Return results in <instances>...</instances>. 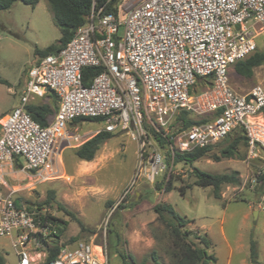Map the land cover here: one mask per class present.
Instances as JSON below:
<instances>
[{
    "label": "built area",
    "instance_id": "obj_1",
    "mask_svg": "<svg viewBox=\"0 0 264 264\" xmlns=\"http://www.w3.org/2000/svg\"><path fill=\"white\" fill-rule=\"evenodd\" d=\"M112 1L92 0L71 41L28 69L19 104L0 120V164L16 160L24 172L46 168L68 125L92 118L101 120L102 131L137 141L152 183L166 169V158L173 163L177 152L205 148L237 129L247 138L248 164L261 160L254 178L264 174V87L240 93L229 77L230 68L258 48L264 0H141L132 7L119 0L116 11L106 10ZM88 68L99 73L86 85ZM199 79L205 88L192 91ZM48 92L56 95L58 109L42 126L27 106ZM182 110L206 121L179 128ZM59 227L0 183V239L10 241L15 264H110L106 226L97 239L59 244L55 259L47 261Z\"/></svg>",
    "mask_w": 264,
    "mask_h": 264
},
{
    "label": "rangeland",
    "instance_id": "obj_2",
    "mask_svg": "<svg viewBox=\"0 0 264 264\" xmlns=\"http://www.w3.org/2000/svg\"><path fill=\"white\" fill-rule=\"evenodd\" d=\"M139 1L127 0L125 6L132 7ZM60 38L47 0H40L35 7L17 1L10 9L0 10V79L6 81L0 83V120L19 104L27 71L39 57L36 51L57 44ZM256 42L257 51L264 53V31ZM229 77L240 93L257 84L264 87V64L255 69L251 78L239 76L232 66ZM200 86L198 82L194 90ZM101 126L89 121L70 123L54 149L51 162L39 171L24 172L16 160L0 164V183L4 189L13 190L19 201L62 223L64 233L52 241V246L54 242L70 243L72 238L97 239L106 226L110 264H123L113 247L117 235L121 238L118 249L134 259L132 264H173L171 238L153 211L156 204L165 202L192 220L189 229L210 237L213 243L210 252L217 258L214 264H250L252 240L256 242L259 262L264 264V183L254 178L261 160L248 164L244 147H240L238 159L222 158L220 150L224 142H220L211 146L208 155L193 166L172 163L166 158V169L152 183L145 178L147 168L141 164L137 141L126 133L114 134L92 161L80 160L75 155L76 148L102 131ZM158 146L165 156L167 146ZM215 156L220 160H214ZM193 167L212 174L238 171L241 184L222 187L221 199L217 200L211 187L194 185ZM168 181L173 189L166 193ZM158 184L162 189H157ZM181 187L187 188L184 196ZM74 218L85 229L81 230ZM0 255L4 264L16 263V253L7 239H0Z\"/></svg>",
    "mask_w": 264,
    "mask_h": 264
},
{
    "label": "trees",
    "instance_id": "obj_3",
    "mask_svg": "<svg viewBox=\"0 0 264 264\" xmlns=\"http://www.w3.org/2000/svg\"><path fill=\"white\" fill-rule=\"evenodd\" d=\"M21 1L24 4L31 5L35 7L40 0H0V10L10 9L15 2ZM119 0H113L108 5H106V10L116 11L115 6ZM49 8L53 14L54 22L61 32V38L59 42L55 45L48 47L43 51H36L39 56H46L48 54L56 53L64 48L73 38L76 30L83 26L86 22V18L91 13L92 10V0H47ZM105 0H99V5L104 4ZM264 64V53L258 52L257 50L247 57L246 59L237 62L234 66L235 72L244 78H251L254 75L256 68ZM84 83L87 85L89 83L90 76L99 73L98 69L88 68ZM201 82L199 89L205 88V81L199 79ZM197 82V83H198ZM231 82V81H230ZM0 83H6V81L0 79ZM196 83V84H197ZM232 84V83H231ZM196 86V85H195ZM192 91H195L194 88ZM41 102H32L27 106V110L30 112L32 118L40 123L42 126H46L55 116L58 109V99L56 95L52 92L40 99ZM81 121H89L100 123V119H77L74 123ZM206 119H198L191 115L187 111H180L177 118V125L179 128H187L193 124H198L205 122ZM156 136V134L154 133ZM114 134L101 131L96 134L93 138L85 142L83 145L75 149V155L84 161H92L95 158L96 153L101 148V146L109 139L113 138ZM158 139V137L156 136ZM161 146H167V142L163 139L158 140ZM224 142L223 147L220 150V157L225 159H238L241 156L240 147H244L247 153V138L242 129H237L235 132L230 134L227 138L220 141ZM218 142V143H220ZM217 144V143H215ZM205 148L195 149L190 152H177L175 154V161L182 162L187 165L193 166L195 162L201 158L208 155L211 150V146ZM214 160L219 161L220 158L215 156ZM193 175L195 177V186L201 188L211 187L213 189V196L217 199H221V189L224 186L232 185L238 186L241 184L238 171H232L230 173L224 174H212L204 172L196 167H193ZM258 180L264 183V174L258 177ZM157 189H162V185L158 184ZM173 189L171 182H167L164 190L166 193ZM185 187L180 188L181 195L184 196L186 193ZM19 201V200H18ZM27 204V203H26ZM153 211L157 215L158 221L165 225V229L169 233L172 242L171 250V260L173 264H214L217 258L214 254L210 252L213 243L208 235H199L188 228L189 223L192 222L185 215L180 214L171 204L160 202L156 204ZM68 215L73 216V214L68 213ZM55 219L59 224V237L64 233V227L60 220ZM79 224L80 229H85L82 222L77 218H74ZM94 233V232H92ZM76 238H72V242L76 241ZM121 238L117 235L114 249L121 258L123 264H132L134 259L126 254L123 250L118 249ZM58 242H54L53 247L49 250L47 261L55 259L59 251ZM152 257L157 261L155 253ZM259 255L256 249V242H250V264H262L259 262ZM4 258L0 255V264H4Z\"/></svg>",
    "mask_w": 264,
    "mask_h": 264
},
{
    "label": "water",
    "instance_id": "obj_4",
    "mask_svg": "<svg viewBox=\"0 0 264 264\" xmlns=\"http://www.w3.org/2000/svg\"><path fill=\"white\" fill-rule=\"evenodd\" d=\"M254 215H255V217H256V215H257V212H256V211L254 212Z\"/></svg>",
    "mask_w": 264,
    "mask_h": 264
},
{
    "label": "crops",
    "instance_id": "obj_5",
    "mask_svg": "<svg viewBox=\"0 0 264 264\" xmlns=\"http://www.w3.org/2000/svg\"><path fill=\"white\" fill-rule=\"evenodd\" d=\"M137 195H138V197H139L140 194L137 193ZM210 251H211V250H210Z\"/></svg>",
    "mask_w": 264,
    "mask_h": 264
}]
</instances>
